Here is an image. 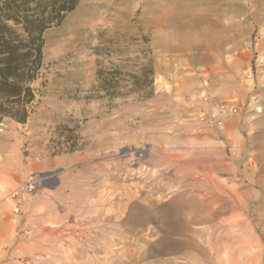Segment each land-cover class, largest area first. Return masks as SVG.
I'll return each mask as SVG.
<instances>
[{"label": "rangeland", "instance_id": "obj_1", "mask_svg": "<svg viewBox=\"0 0 264 264\" xmlns=\"http://www.w3.org/2000/svg\"><path fill=\"white\" fill-rule=\"evenodd\" d=\"M43 38L0 126V264H264V0H82Z\"/></svg>", "mask_w": 264, "mask_h": 264}, {"label": "trees", "instance_id": "obj_2", "mask_svg": "<svg viewBox=\"0 0 264 264\" xmlns=\"http://www.w3.org/2000/svg\"><path fill=\"white\" fill-rule=\"evenodd\" d=\"M82 0H0V126L24 124L34 102L31 85L43 66L44 33Z\"/></svg>", "mask_w": 264, "mask_h": 264}, {"label": "built area", "instance_id": "obj_3", "mask_svg": "<svg viewBox=\"0 0 264 264\" xmlns=\"http://www.w3.org/2000/svg\"><path fill=\"white\" fill-rule=\"evenodd\" d=\"M253 69L258 85L264 86V53L257 55L254 61ZM205 101L208 102L207 104L209 108L201 114V118L206 119L207 123L210 125L222 127L227 119L237 115L236 106L233 107L228 104L213 103L212 100H208L207 98ZM32 188V184L27 182L19 188L18 192L25 193Z\"/></svg>", "mask_w": 264, "mask_h": 264}, {"label": "bare ground", "instance_id": "obj_4", "mask_svg": "<svg viewBox=\"0 0 264 264\" xmlns=\"http://www.w3.org/2000/svg\"><path fill=\"white\" fill-rule=\"evenodd\" d=\"M175 8V7H174ZM185 8V7H184ZM180 9V7H176V9L172 12V15L169 17V15H161L160 17H159V21H158V23H160V24H163L164 22L165 23H168V22H171V19L173 20V21H177L178 19L177 18H180V19H184L185 20V26H184V28L185 29H187L189 26H187L189 23H191V21H192V13L190 12V10L188 11V9H183V11H181V10H179ZM181 16V17H180ZM175 18H176V20H175ZM173 34V33H172ZM172 34H170V35H168L167 37H164L162 40H161V43L163 44V45H167L170 41H171V37L173 36ZM184 37H185V35H184ZM173 39V38H172ZM199 160V159H198ZM219 161V160H218ZM206 165V164H205ZM195 169V168H194ZM203 172V171H202ZM212 172V171H211ZM213 173V172H212ZM203 174V173H202ZM206 174V173H205ZM207 175V174H206ZM128 194V193H127ZM139 195V194H138ZM204 196V195H203ZM209 197V196H208ZM215 198H217V197H215ZM214 198V199H215ZM216 201V200H215ZM213 202H214V200H213ZM172 203V202H171ZM188 204V203H187ZM191 204V203H190ZM195 204V203H194ZM172 205V204H171ZM183 205H184V201H183ZM214 205V204H213ZM219 205V204H218ZM182 206V205H181ZM185 206V205H184ZM196 206V205H195ZM221 206V205H220ZM173 207H175V205L173 206ZM172 207V208H173ZM177 207V206H176ZM187 207H189V206H187ZM191 207V206H190ZM190 207H189V210H190ZM177 209V208H176ZM197 209H199V208H197ZM206 209V208H205ZM214 209V208H213ZM216 209V208H215ZM214 209V210H215ZM209 210H210V207H209ZM194 211V210H193ZM195 211H196V209H195ZM214 212V211H213ZM218 212V211H217ZM191 213H193L194 214V212H192L191 211ZM204 213V212H203ZM221 213V212H220ZM218 214V213H217ZM190 215V214H189ZM196 215V214H195ZM198 215V214H197ZM198 217V216H197ZM213 217H214V219H215V214L213 215ZM192 218V217H191ZM202 218V217H201ZM222 218V217H221ZM220 218V219H221ZM193 219V218H192ZM204 219H206V218H204ZM208 220H209V218H207ZM207 221V220H206ZM210 221V220H209ZM180 224V223H179ZM183 224V223H182ZM202 224V223H201ZM186 227V226H185ZM184 227V228H185ZM190 227V226H189ZM33 244V243H32ZM20 248V247H19ZM4 249V248H3ZM26 253V252H25ZM40 255V254H39Z\"/></svg>", "mask_w": 264, "mask_h": 264}, {"label": "crops", "instance_id": "obj_5", "mask_svg": "<svg viewBox=\"0 0 264 264\" xmlns=\"http://www.w3.org/2000/svg\"><path fill=\"white\" fill-rule=\"evenodd\" d=\"M260 87V85H258Z\"/></svg>", "mask_w": 264, "mask_h": 264}]
</instances>
